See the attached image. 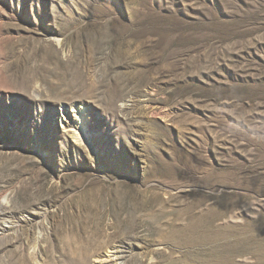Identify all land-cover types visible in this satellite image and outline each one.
I'll use <instances>...</instances> for the list:
<instances>
[{"label":"rangeland","instance_id":"rangeland-1","mask_svg":"<svg viewBox=\"0 0 264 264\" xmlns=\"http://www.w3.org/2000/svg\"><path fill=\"white\" fill-rule=\"evenodd\" d=\"M0 264H264V0H0Z\"/></svg>","mask_w":264,"mask_h":264},{"label":"bare ground","instance_id":"bare-ground-1","mask_svg":"<svg viewBox=\"0 0 264 264\" xmlns=\"http://www.w3.org/2000/svg\"><path fill=\"white\" fill-rule=\"evenodd\" d=\"M78 114L81 115V119H82V121H84V118H85V115H86L85 112L83 110H81ZM82 133H84V126H80V128L78 127L77 129H75V131L73 132V137L77 141H81V135H82Z\"/></svg>","mask_w":264,"mask_h":264}]
</instances>
